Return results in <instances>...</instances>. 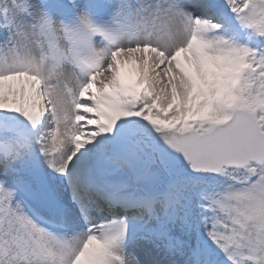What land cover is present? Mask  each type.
<instances>
[{"label":"snow or ice","instance_id":"1","mask_svg":"<svg viewBox=\"0 0 264 264\" xmlns=\"http://www.w3.org/2000/svg\"><path fill=\"white\" fill-rule=\"evenodd\" d=\"M0 264H264V0H0Z\"/></svg>","mask_w":264,"mask_h":264}]
</instances>
